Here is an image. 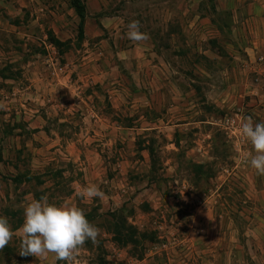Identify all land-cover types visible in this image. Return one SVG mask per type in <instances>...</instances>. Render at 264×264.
I'll list each match as a JSON object with an SVG mask.
<instances>
[{
    "label": "rangeland",
    "instance_id": "374dc122",
    "mask_svg": "<svg viewBox=\"0 0 264 264\" xmlns=\"http://www.w3.org/2000/svg\"><path fill=\"white\" fill-rule=\"evenodd\" d=\"M82 1L80 31L70 0H0V264H264L240 131L264 122V0ZM133 20L149 39L127 38ZM91 184L102 199L78 195ZM42 196L100 229L69 262L19 254Z\"/></svg>",
    "mask_w": 264,
    "mask_h": 264
},
{
    "label": "clouds",
    "instance_id": "9594fccd",
    "mask_svg": "<svg viewBox=\"0 0 264 264\" xmlns=\"http://www.w3.org/2000/svg\"><path fill=\"white\" fill-rule=\"evenodd\" d=\"M140 22L133 20L127 25V38L141 42L149 39L140 31ZM242 136L250 143L254 155L248 163L258 175L264 176V122L254 123L245 119L240 128ZM81 198H103L98 185L91 184L78 193ZM23 240L19 254L46 259L54 254L56 260L69 262L74 253L87 240L96 242L100 229L90 223L84 211L77 207H66L49 203L46 196L32 200L24 208V221L19 229ZM14 232L6 216L0 215V250L12 240Z\"/></svg>",
    "mask_w": 264,
    "mask_h": 264
},
{
    "label": "trees",
    "instance_id": "16d2710c",
    "mask_svg": "<svg viewBox=\"0 0 264 264\" xmlns=\"http://www.w3.org/2000/svg\"><path fill=\"white\" fill-rule=\"evenodd\" d=\"M70 4L72 5V7L74 8L75 12L77 13V15L80 18V31L82 30V24L84 22V18H85V4L83 3L82 0H70ZM82 34V32H81ZM122 209H119L118 211H116L115 213H113L111 215V219L112 222L111 223V227L113 229L114 232V237L116 238V240L118 241V243L121 245H124L126 242H128V240H131L133 238V235L131 233V230L129 229V225H125V217L121 216L120 213H122ZM116 213H119L118 215L120 216L119 219H116L115 215ZM10 217H14V214L11 213ZM116 219V220H115ZM114 220V221H113ZM22 219L21 218H15L14 219V229L18 228V226L21 225ZM128 227V228H127ZM19 243H22V240L19 241ZM15 264H23L24 262H26L25 259L17 257L15 259Z\"/></svg>",
    "mask_w": 264,
    "mask_h": 264
}]
</instances>
